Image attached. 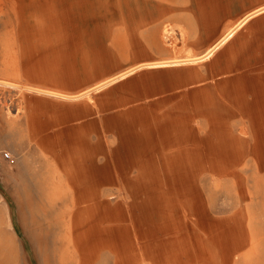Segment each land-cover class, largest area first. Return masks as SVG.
<instances>
[{
  "label": "rangeland",
  "instance_id": "1",
  "mask_svg": "<svg viewBox=\"0 0 264 264\" xmlns=\"http://www.w3.org/2000/svg\"><path fill=\"white\" fill-rule=\"evenodd\" d=\"M261 3L0 0V264H84L75 229L90 208L92 217L104 208L120 213L108 224L116 231L110 238L116 251L124 247L123 212L133 210L137 234L150 223L161 237L162 221H176L172 202L196 201L194 186L213 216L251 210L264 239V166L258 162L264 159V13L204 60L138 66L201 55ZM236 107L240 112L225 125L232 151L241 152L233 166L238 177L216 175L210 169L216 155L227 167L235 152H214L210 145L218 139L221 110ZM178 150L180 161L167 159ZM139 172L145 184L155 179L165 200L154 206L141 189L142 210L126 209L137 198L120 176ZM163 172L173 175V184ZM253 172L261 176L256 199L248 193ZM159 213L160 224L154 221ZM262 238L257 259L240 264H264ZM102 255L100 264L108 258ZM135 257L152 264L145 254ZM171 258L178 264L176 254Z\"/></svg>",
  "mask_w": 264,
  "mask_h": 264
},
{
  "label": "crops",
  "instance_id": "2",
  "mask_svg": "<svg viewBox=\"0 0 264 264\" xmlns=\"http://www.w3.org/2000/svg\"><path fill=\"white\" fill-rule=\"evenodd\" d=\"M263 13L264 3H261L250 11L244 13L234 23H232L210 46H208L204 53L199 56L190 57L194 60H185L184 62L180 63L204 60L208 58L218 47L229 40V38L232 37L239 28ZM229 31L231 32L230 34ZM220 39H223L222 42L215 49H213L209 56H207L206 51L216 44ZM157 61L161 62L168 60H156L150 63ZM150 63H142L138 66L170 65L168 63L150 65ZM172 64L174 65L179 63ZM132 69L133 68L115 75L113 78L125 76L131 72ZM239 109L240 108L236 107L223 108L221 110L220 116L222 126L219 131L216 132L218 139L213 141L210 146L214 152L217 151L218 153H225L229 149L231 150L230 152L235 153H231L228 156L227 159L230 160V163H228L227 167H225V164H222L225 159L220 161L217 159L216 155V163L210 166V169L213 170L212 172H214L216 175H232L238 177V173L235 172L233 166H235V163L240 158L241 152L238 151V149L232 151L233 136L228 131L225 125V120L227 117H236L240 112ZM227 139L228 141L225 142ZM229 143L230 146H228ZM180 153L181 152L178 150L176 153L177 155H172L167 159L172 160L176 158L175 156H177L180 161ZM258 162L260 166H264V159L261 157L258 158ZM196 174V172H193V177H195ZM156 175H158V173H156ZM162 175L164 178L167 177V180L173 184V175L169 174L168 172H163ZM120 178L121 181L123 180L126 185H129V191L134 196L132 199L137 198L136 193L138 191L141 192V189H144L146 190V197L148 199L146 200L150 201L152 205L155 206L156 201V204H159L161 200H165L164 194H162L163 190L159 189L157 183H155V179L154 185L151 184L153 183V180L145 184V176H142V172L136 173L132 179L126 177L125 175L120 176ZM247 179H251L253 181V189L249 190L248 193L251 195L252 199H256V197L260 196L261 190L258 188V184L261 181V176H259L256 172H253L252 177H247ZM193 189L195 194H197L196 201L193 202V205L192 203L182 201L181 199H175V203L172 202L174 199L171 201V206L175 207L173 212L175 213L176 221L172 223L168 221L164 222V220L162 221V228L160 229L161 237H159L156 233V231H158V225L151 227L150 223L144 234H137L133 210L123 212V215L127 213L128 223L125 222L124 225L119 228V233L120 235H123L124 243L123 251L120 250L121 252L116 251L117 248L115 247V243L112 242V239L110 241L111 234L115 233L116 231H114V228L108 225L111 223V215L116 214V216H118L120 214L118 211L112 210L110 208H104L103 210L95 212L94 217H92L93 212L91 208L89 209L90 214L89 211L81 213L82 215L87 213L89 214L85 220L77 223L75 229L77 234L76 238L78 241L77 246L81 248L80 253H82L84 256V264H100L98 260L101 258L102 253H105V255H102V257H108L106 258V261H104V264H138L137 258L135 256L140 255L142 257L143 254H145L152 264H173L171 258L173 254L177 255L176 262L178 264H240L242 262L249 263L253 260L252 258L257 259L256 256L261 245L260 241L262 237L259 235L258 226L253 225V217L251 215L252 211L247 209L248 215L245 216L242 209L238 207L234 212L227 216H213L209 210V206H207L210 205L209 201L206 202L205 196H202L201 192H198L197 186H194ZM239 194L240 198L242 199L246 196V193L242 189L240 190ZM234 196L236 200H238L237 196L239 198V195H236L235 193ZM138 200H141L140 203L137 202ZM262 200L263 202L260 208L264 216V199ZM137 201H132V204H128L126 209L129 207L131 208L133 205L134 209L139 208L141 211V208L144 207L145 202L143 199L139 198H137ZM146 206L148 207L149 205L146 204ZM149 208L154 210L153 206H149ZM159 215L160 213L158 214V217L154 219V221L159 222ZM162 215H164V212ZM189 215L199 216L198 219L190 220ZM248 217L249 220L247 219ZM137 221L142 223V227L144 226V220L141 218V216ZM170 230H173L175 234L171 237H164L163 235L168 233ZM246 247H248L247 250L242 252V250ZM182 258L184 261H182Z\"/></svg>",
  "mask_w": 264,
  "mask_h": 264
},
{
  "label": "bare ground",
  "instance_id": "3",
  "mask_svg": "<svg viewBox=\"0 0 264 264\" xmlns=\"http://www.w3.org/2000/svg\"><path fill=\"white\" fill-rule=\"evenodd\" d=\"M231 31V30H230ZM229 31V34L231 33ZM228 35V34H227ZM223 40V39H222ZM222 40L220 39V40H218L217 41V43L216 44H214L211 48H209L207 51H206V53H207V56H209L211 53H212V51H213V49H215L221 42H222ZM216 45V46H215ZM206 56V57H207ZM185 60H194L193 58H187V59H171V60H168V61H161V62H159V61H157V62H154V63H150V65H160V64H166V63H168V64H172V63H180V62H184ZM5 81H3V79H0V83H4ZM6 84V83H5ZM11 85V84H10ZM17 86V85H16Z\"/></svg>",
  "mask_w": 264,
  "mask_h": 264
},
{
  "label": "built area",
  "instance_id": "4",
  "mask_svg": "<svg viewBox=\"0 0 264 264\" xmlns=\"http://www.w3.org/2000/svg\"><path fill=\"white\" fill-rule=\"evenodd\" d=\"M3 156H4V158H5L6 160H8L10 163L13 162L12 157H11L8 153H4Z\"/></svg>",
  "mask_w": 264,
  "mask_h": 264
},
{
  "label": "water",
  "instance_id": "5",
  "mask_svg": "<svg viewBox=\"0 0 264 264\" xmlns=\"http://www.w3.org/2000/svg\"><path fill=\"white\" fill-rule=\"evenodd\" d=\"M0 191L4 194L3 190L0 188Z\"/></svg>",
  "mask_w": 264,
  "mask_h": 264
}]
</instances>
